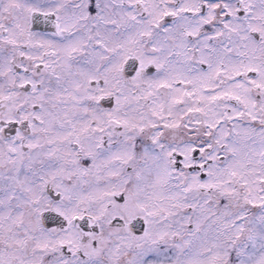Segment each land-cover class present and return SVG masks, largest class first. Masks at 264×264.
<instances>
[{"label":"snow or ice","instance_id":"obj_1","mask_svg":"<svg viewBox=\"0 0 264 264\" xmlns=\"http://www.w3.org/2000/svg\"><path fill=\"white\" fill-rule=\"evenodd\" d=\"M0 264H264V0H0Z\"/></svg>","mask_w":264,"mask_h":264}]
</instances>
